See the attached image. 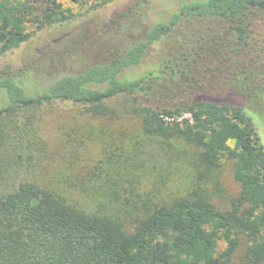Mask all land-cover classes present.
Instances as JSON below:
<instances>
[{
	"label": "trees",
	"instance_id": "trees-1",
	"mask_svg": "<svg viewBox=\"0 0 264 264\" xmlns=\"http://www.w3.org/2000/svg\"><path fill=\"white\" fill-rule=\"evenodd\" d=\"M260 15L264 0H184L103 61L29 91L27 71L2 58L74 13L60 0H0V264H233L241 244L247 263H263L264 145L239 102L209 89L210 63L228 58L218 44L246 42ZM167 38L173 51L157 67L125 73ZM58 102L81 107L86 140L102 137L103 152L113 143L111 165L90 164L73 133L68 146L44 137L43 107Z\"/></svg>",
	"mask_w": 264,
	"mask_h": 264
},
{
	"label": "rangeland",
	"instance_id": "rangeland-1",
	"mask_svg": "<svg viewBox=\"0 0 264 264\" xmlns=\"http://www.w3.org/2000/svg\"><path fill=\"white\" fill-rule=\"evenodd\" d=\"M97 1L60 0L63 8L70 9L74 17L33 31L19 49L5 59L2 58L3 63L11 59L20 62L17 67L27 71V76L21 82L25 89L37 91L62 74L74 73L94 62L103 61L109 50L121 45L153 22L165 19L184 0H110L101 6H94ZM29 25L28 30H32L34 26ZM232 39L223 38V45L218 44L220 52L228 58L222 62L210 63L211 71H215V75L209 80L210 93L221 98L236 99L244 113L252 119L264 145V15L254 19L246 42L238 43ZM177 40L180 41V36ZM172 44L174 40L168 38L153 44L140 64L129 68L125 73L135 77L157 67L173 51ZM235 47L242 49L236 54L232 51ZM231 71H256L260 78L258 81L243 84L241 75H231ZM234 77L238 79L235 80ZM4 102L5 96L0 93V106ZM55 106L50 112L47 110L52 106L43 107L44 137L68 146L72 143V138L66 133H73L77 150L90 164H98L100 169H105L107 164L111 165L115 158L114 152L109 151L113 148V143L110 142L109 150L103 152L102 137L93 136L86 140L81 129L77 127L76 120L83 115L81 107L69 102H58ZM127 128L133 129L134 122L127 121ZM120 139L115 138V141ZM178 175L173 178L174 181L184 182ZM220 178L229 192L234 193L237 190L229 162L222 164ZM105 179L102 178L101 182L104 183ZM142 183L150 186V178ZM88 193L86 201L92 197V192ZM243 253L244 244H241L233 264H249L244 260Z\"/></svg>",
	"mask_w": 264,
	"mask_h": 264
}]
</instances>
